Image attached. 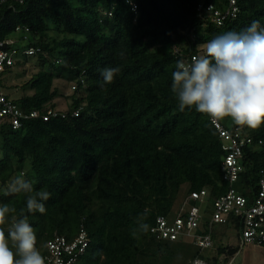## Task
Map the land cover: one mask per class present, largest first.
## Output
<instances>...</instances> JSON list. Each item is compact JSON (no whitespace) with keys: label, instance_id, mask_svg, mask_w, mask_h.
<instances>
[{"label":"trees","instance_id":"trees-1","mask_svg":"<svg viewBox=\"0 0 264 264\" xmlns=\"http://www.w3.org/2000/svg\"><path fill=\"white\" fill-rule=\"evenodd\" d=\"M129 3L135 4L134 10ZM228 4L0 0V40L23 30L19 40L37 48L23 58L37 55L36 62L48 67L21 85L30 93L17 100L24 112L39 115L22 120L16 129L8 118L0 121V205L8 204L17 216L24 209L38 244L53 233L71 239L82 226L89 243L76 264H158L181 260L180 254L187 264L194 257L215 264L216 257L208 254L212 250L225 258L239 250L240 244H219L231 229L240 238L237 217L230 214L224 224H209L203 217L206 201L214 208L215 199L229 187L221 169L222 140L207 114L195 108L179 111L171 90L177 60L203 54L215 36L238 32L253 20L264 26V0H235V14L216 24L210 12L223 14ZM50 32L60 37H50ZM14 43L3 49H16ZM106 67H119L120 72L101 87L100 70ZM63 77L71 83V94L61 110L53 102L59 93L52 82ZM47 109L58 113L43 120ZM229 120L220 122L228 129L237 126L227 124ZM238 127L239 136L251 142L242 148V170L233 187L250 203L264 170V124ZM21 173L35 190L51 194L44 201L45 213H27L24 193L3 195L4 187ZM200 190L206 192L201 199L188 198ZM197 201L204 203L197 232L210 234V247L199 248L184 236L158 239L150 231L156 216L170 220ZM141 223L148 225L146 232L140 230Z\"/></svg>","mask_w":264,"mask_h":264},{"label":"clouds","instance_id":"clouds-1","mask_svg":"<svg viewBox=\"0 0 264 264\" xmlns=\"http://www.w3.org/2000/svg\"><path fill=\"white\" fill-rule=\"evenodd\" d=\"M204 49L190 60L176 61L171 90L179 111L195 108L213 121L230 118L237 126L259 128L264 124V26L253 20L238 32L215 36ZM119 72V67L101 69V87L112 83ZM20 193L26 195L27 213H45L44 201L51 194L35 190L23 173L3 189L5 196ZM15 211L8 204L0 205V264H46L24 209L20 216ZM139 227L148 230L147 224Z\"/></svg>","mask_w":264,"mask_h":264},{"label":"built area","instance_id":"built-area-1","mask_svg":"<svg viewBox=\"0 0 264 264\" xmlns=\"http://www.w3.org/2000/svg\"><path fill=\"white\" fill-rule=\"evenodd\" d=\"M20 1V0H17ZM131 9H135V4L129 3ZM235 0H229L227 11L221 14L217 9L212 10L211 18L216 24H221L225 16L230 14L233 16L237 11L234 6ZM212 6H207V10H211ZM110 14V12H109ZM13 39L0 40V74L4 70L13 65V56L16 53L15 48L3 49L5 45L12 46ZM37 51L33 46H27L22 49V55H30ZM58 112L47 109L42 115V119L46 120L50 116H55ZM76 114V112H74ZM38 111L32 110L24 112L17 103L5 97L0 87V121L6 117L8 124L13 128H18L21 121L28 118L37 117ZM218 137L222 140V152H224L221 169L224 171V178L228 181L229 187L224 194L218 196L213 202L214 208L208 223H221L227 221V217L231 214L242 224L240 233V244L247 243L262 245L264 243V170L259 171V177L256 188V196L252 202H248L245 196L241 195L233 184L238 179V173L242 170L239 163L243 146L250 144L251 139L239 136V127L225 128L220 121H213L210 118ZM260 143V142H259ZM205 190L191 191L188 195L190 200L201 199L205 195ZM200 209L195 205H190L185 211L181 208L175 216L168 220L162 215L155 217L153 226L150 231L156 238L162 239H178L181 236L189 237L193 240L194 245L199 248L210 247L212 240L208 232H197L199 222L202 220ZM89 238L82 226L79 227L77 233L67 239L64 235L53 233L46 241L38 244L42 255L46 258V264H76L78 258L84 253ZM189 264H207V261L201 257H194Z\"/></svg>","mask_w":264,"mask_h":264},{"label":"rangeland","instance_id":"rangeland-1","mask_svg":"<svg viewBox=\"0 0 264 264\" xmlns=\"http://www.w3.org/2000/svg\"><path fill=\"white\" fill-rule=\"evenodd\" d=\"M21 35H25V33L23 32V30L18 29L16 31H14L11 34V39L15 40V47H16V53L13 56V65L11 67H9L8 69L4 70L1 75H0V87L3 90V94H5L9 99L13 100L15 103L18 104L17 100L25 95L30 93L29 89L26 88H22L21 85H23V83H25L31 76H33L38 70H48V67L45 64L40 65L38 64L37 61V55H33V56H28L26 59L23 58V55L20 54L22 49L26 48V41L23 40H19L18 37H20ZM50 37L55 36V37H60V35L58 33H51L50 32ZM28 37V36H26ZM52 85L54 87H56V89L58 90L57 93H59V96L57 98H55L53 100L54 104H55V108L56 109H65L67 107V105L70 102V98L68 95H70L71 93V89H70V85L71 83L69 81H66V78H60V79H54L52 82ZM19 105V104H18ZM224 120V119H223ZM222 121V120H221ZM230 121V120H229ZM226 123V121L224 122ZM227 124H232V121H230ZM206 211L203 215V217L205 219H210L211 218V211L213 210L212 207V201H206ZM198 208L202 207L204 205V203L202 201H197L196 202ZM188 208V204L184 205L182 207L183 211H185ZM180 209V208H179ZM174 215H172L173 218ZM202 216V214H201ZM235 232L231 229L229 231L226 232V236L224 239L221 238V244H237L236 240H235ZM258 248V252L262 253L264 255V247L260 246V245H256V244H251V243H247L244 245L240 246L239 249V253L238 255L235 257H233V259L231 261H233L230 264H246V262H248V255L251 254L254 250H256ZM185 250V248L183 249ZM212 252H214V250L211 251V253L208 254H212ZM190 253L191 252H187V259L190 257ZM180 259H169V260H160V263L158 264H187V261H185V257L183 255L180 254Z\"/></svg>","mask_w":264,"mask_h":264},{"label":"crops","instance_id":"crops-1","mask_svg":"<svg viewBox=\"0 0 264 264\" xmlns=\"http://www.w3.org/2000/svg\"><path fill=\"white\" fill-rule=\"evenodd\" d=\"M222 236H224V237H222V239H224L226 235H222ZM235 238H236L235 240H236L237 244H226V245L234 246V245L240 244L239 236H237L235 234ZM221 241L219 240V242H220L219 244L222 243ZM215 242L217 243V240L214 241V243ZM240 246H241V244H240ZM257 250H258V248L256 250H254L251 254L248 255V262H246V264H264V255L262 253L258 252ZM238 253H239V250L235 254L230 256L229 258H225V256H223L222 254L218 255L217 252H215V250H214V252H212L211 256L216 257L215 264H230L233 262V261H231L233 259V257L234 256L236 257L238 255Z\"/></svg>","mask_w":264,"mask_h":264}]
</instances>
